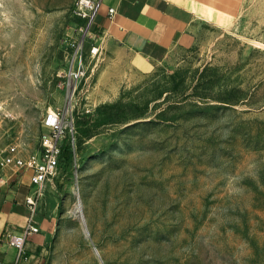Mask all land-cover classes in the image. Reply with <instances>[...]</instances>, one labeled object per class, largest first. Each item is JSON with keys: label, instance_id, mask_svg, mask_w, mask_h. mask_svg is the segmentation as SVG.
Instances as JSON below:
<instances>
[{"label": "rangeland", "instance_id": "1", "mask_svg": "<svg viewBox=\"0 0 264 264\" xmlns=\"http://www.w3.org/2000/svg\"><path fill=\"white\" fill-rule=\"evenodd\" d=\"M74 2L0 0V152L38 149L48 108L77 129L47 264H264V0H175L191 43L147 72L91 34L68 97Z\"/></svg>", "mask_w": 264, "mask_h": 264}, {"label": "crops", "instance_id": "2", "mask_svg": "<svg viewBox=\"0 0 264 264\" xmlns=\"http://www.w3.org/2000/svg\"><path fill=\"white\" fill-rule=\"evenodd\" d=\"M108 6L115 7L109 18ZM193 12L173 0H103L92 26L93 34L103 32L124 49L129 65L147 72L175 45L192 40ZM48 131L47 128H45ZM24 154H27L23 152ZM29 153V152H28ZM0 262L13 264L17 249L2 237L22 230L29 217L26 196L31 191L30 172L16 173L3 168L0 174ZM34 215L37 231L28 235L18 264H47L49 243L56 226L59 197L50 187L39 200Z\"/></svg>", "mask_w": 264, "mask_h": 264}, {"label": "built area", "instance_id": "3", "mask_svg": "<svg viewBox=\"0 0 264 264\" xmlns=\"http://www.w3.org/2000/svg\"><path fill=\"white\" fill-rule=\"evenodd\" d=\"M103 0H75L73 5L74 14L83 21L80 28V36L70 41L72 49V62L66 71L69 84L77 83L86 73L85 58H94L100 51V45L92 41L85 50L87 37L95 33L92 26ZM115 7L108 6L107 15L112 18L115 15ZM76 87V86H75ZM74 91V90H73ZM73 95V94H72ZM72 113V109L48 108L42 118V126L48 131L40 136L39 148L27 154L23 153L18 143L10 144L0 152V168H8L16 173L30 172L31 191L26 196V204L29 208V217L25 227L20 231L7 232L2 242L8 243L17 249V257L13 264L24 254L26 237L37 231L34 215L38 212L39 200L44 196L49 187H55V180L60 173V162L62 159V144L69 139L72 150L75 153L76 127L73 121H67L66 116ZM1 115V112H0ZM1 264V262H0Z\"/></svg>", "mask_w": 264, "mask_h": 264}, {"label": "trees", "instance_id": "4", "mask_svg": "<svg viewBox=\"0 0 264 264\" xmlns=\"http://www.w3.org/2000/svg\"><path fill=\"white\" fill-rule=\"evenodd\" d=\"M107 106L118 107L119 103L118 102H114V103H111V104L105 103V104L101 105V107H107ZM71 154L74 155V151L72 150V147L70 145L69 139L66 138L63 141V144H62V152H61L62 159H61V162H60V169H61V165H62L63 161L66 160L67 155H71Z\"/></svg>", "mask_w": 264, "mask_h": 264}, {"label": "bare ground", "instance_id": "5", "mask_svg": "<svg viewBox=\"0 0 264 264\" xmlns=\"http://www.w3.org/2000/svg\"><path fill=\"white\" fill-rule=\"evenodd\" d=\"M175 1V0H173ZM191 10V8H190ZM75 86H76V83L75 82H72L70 84V87H69V94H68V97H70L71 93L73 94V90L75 89ZM76 193V192H75ZM78 194H76V204H75V207L73 208V212L78 214L80 216V204H79V199H78Z\"/></svg>", "mask_w": 264, "mask_h": 264}]
</instances>
